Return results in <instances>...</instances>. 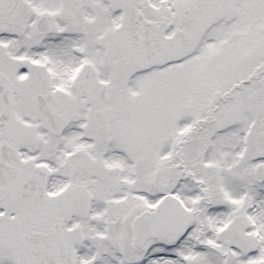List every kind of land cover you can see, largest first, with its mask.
<instances>
[{
  "label": "snow or ice",
  "instance_id": "1",
  "mask_svg": "<svg viewBox=\"0 0 264 264\" xmlns=\"http://www.w3.org/2000/svg\"><path fill=\"white\" fill-rule=\"evenodd\" d=\"M0 264H264V0H0Z\"/></svg>",
  "mask_w": 264,
  "mask_h": 264
}]
</instances>
